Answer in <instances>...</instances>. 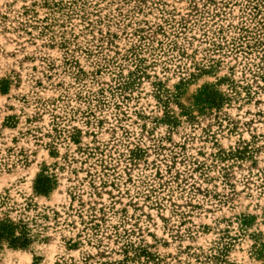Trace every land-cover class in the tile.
Wrapping results in <instances>:
<instances>
[{"label": "rangeland", "instance_id": "rangeland-1", "mask_svg": "<svg viewBox=\"0 0 264 264\" xmlns=\"http://www.w3.org/2000/svg\"><path fill=\"white\" fill-rule=\"evenodd\" d=\"M4 218L0 264H264V0H0Z\"/></svg>", "mask_w": 264, "mask_h": 264}, {"label": "trees", "instance_id": "trees-1", "mask_svg": "<svg viewBox=\"0 0 264 264\" xmlns=\"http://www.w3.org/2000/svg\"><path fill=\"white\" fill-rule=\"evenodd\" d=\"M52 179L40 174L34 182V191L45 195L50 191ZM6 243L9 248L25 250L31 244V236L26 224L22 221L14 222L9 218L0 220V244Z\"/></svg>", "mask_w": 264, "mask_h": 264}]
</instances>
